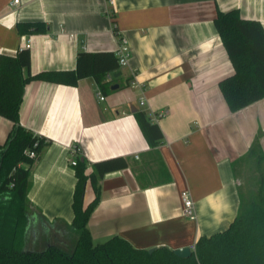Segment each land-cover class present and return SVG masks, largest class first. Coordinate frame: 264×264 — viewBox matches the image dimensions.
I'll return each instance as SVG.
<instances>
[{"label":"crops","instance_id":"1","mask_svg":"<svg viewBox=\"0 0 264 264\" xmlns=\"http://www.w3.org/2000/svg\"><path fill=\"white\" fill-rule=\"evenodd\" d=\"M12 1L0 0V54H16L31 38L32 73L75 69L79 51H116L122 37L131 50L129 64L114 74L119 88L108 93L93 77L76 85L27 83L21 124L50 140L30 166L27 248L71 245L77 237L73 146L87 175L96 161H128L97 186L87 180L84 205L99 196L88 221L95 243L120 235L137 248L193 249L264 192V98L231 110L219 83L235 69L214 23L219 10L238 9L264 25V0ZM20 22H44L47 29L23 33ZM131 79L145 90L131 87ZM138 110L166 111L154 119L164 135L159 145L148 144ZM12 126L0 115V145ZM184 190L197 219L183 212Z\"/></svg>","mask_w":264,"mask_h":264},{"label":"trees","instance_id":"2","mask_svg":"<svg viewBox=\"0 0 264 264\" xmlns=\"http://www.w3.org/2000/svg\"><path fill=\"white\" fill-rule=\"evenodd\" d=\"M214 23L235 69L219 85L231 110L238 111L264 98V25L260 20L242 17L238 9L219 10ZM24 27L30 32L47 29L44 22H20L23 33ZM31 58L30 47L26 46L16 54H0V115L13 123L5 143L0 145V264H264V192L249 208L241 209L226 230L201 237L189 257H181L165 245L152 252L137 248L120 235L95 243L88 221L99 196L85 206V186L88 178L97 186L107 172L127 167L124 156L94 162L90 175L85 173V161L79 158L73 201L74 243L26 248L30 166L39 157H31L26 150L40 153L50 143L21 124L20 107L27 83L38 79L76 85L82 78L93 77L100 90L108 93L116 79L114 74L121 71L112 50H81L72 70L32 73ZM135 117L148 144L159 145L164 138L159 123L143 110L136 111Z\"/></svg>","mask_w":264,"mask_h":264},{"label":"built area","instance_id":"3","mask_svg":"<svg viewBox=\"0 0 264 264\" xmlns=\"http://www.w3.org/2000/svg\"><path fill=\"white\" fill-rule=\"evenodd\" d=\"M111 1H113V0H111ZM20 2H21V0H13L11 4L14 6V5L19 4ZM30 41H31V38L25 37L23 39L22 46L30 47ZM115 53L118 57L120 67H125L129 64V59L131 56V50H130V47L128 44V40L125 37L121 38V40L119 42V46L116 49ZM130 86L133 88H138L142 92L145 90V85H143L137 79H131L130 80ZM101 98L104 99V96H102ZM140 103L141 104L145 103V97L144 96L140 97ZM165 114H166V111H161L159 113L151 112L150 116L153 119H157V118L164 116ZM71 152L74 155V157L71 159V164L77 165L78 159L75 156L80 152V148L77 146H73L71 149ZM26 153H28L31 157H38L39 156V152L37 150H34V149H28V150H26ZM181 197H182V201H183V207H184L183 212H184V214L193 220L197 219L195 201L193 200L190 192L187 190H184L182 192ZM193 249H195V246L193 247Z\"/></svg>","mask_w":264,"mask_h":264},{"label":"water","instance_id":"4","mask_svg":"<svg viewBox=\"0 0 264 264\" xmlns=\"http://www.w3.org/2000/svg\"><path fill=\"white\" fill-rule=\"evenodd\" d=\"M120 75H121V71L115 73V76H116V77H118V76H120ZM116 88H119V84H118V83H116V84H114V85L112 86V89H116ZM154 249H155V248L152 247V248L149 249V251L152 252ZM174 252H175L177 255L181 256V257H189V256L192 255V253H193V249H191V247H188V246H187V247H181V248L174 249Z\"/></svg>","mask_w":264,"mask_h":264},{"label":"rangeland","instance_id":"5","mask_svg":"<svg viewBox=\"0 0 264 264\" xmlns=\"http://www.w3.org/2000/svg\"><path fill=\"white\" fill-rule=\"evenodd\" d=\"M125 75H126V71L124 70L123 71V75L121 76V78L123 79L124 77H125ZM40 231V230H39ZM27 232V231H26ZM42 235V234H41ZM43 240H45L44 238H43ZM26 242H27V236L25 237V247L27 248V246H26ZM98 243V242H97ZM40 244V243H39Z\"/></svg>","mask_w":264,"mask_h":264}]
</instances>
